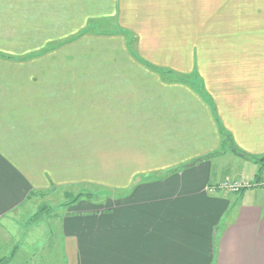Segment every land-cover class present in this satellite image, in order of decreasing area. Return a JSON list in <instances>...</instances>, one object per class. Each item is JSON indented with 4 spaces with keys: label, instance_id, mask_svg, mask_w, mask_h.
Instances as JSON below:
<instances>
[{
    "label": "crops",
    "instance_id": "crops-1",
    "mask_svg": "<svg viewBox=\"0 0 264 264\" xmlns=\"http://www.w3.org/2000/svg\"><path fill=\"white\" fill-rule=\"evenodd\" d=\"M262 159L264 0H0V240L95 185L65 264H264V187L208 193Z\"/></svg>",
    "mask_w": 264,
    "mask_h": 264
},
{
    "label": "rangeland",
    "instance_id": "rangeland-1",
    "mask_svg": "<svg viewBox=\"0 0 264 264\" xmlns=\"http://www.w3.org/2000/svg\"><path fill=\"white\" fill-rule=\"evenodd\" d=\"M111 28L113 27L110 22L105 25L101 22L95 23L90 27L93 32L110 31ZM127 40L133 51V46L134 48L136 47L135 39L128 38ZM118 194L115 189L112 190L95 185H79V187L70 189L54 188L49 193L43 194V199L37 200L36 203L38 202V204L33 205L28 210L29 213L20 215V221L16 223L19 231L16 230L7 239L0 240V264H65L62 250L63 235L59 233V219L63 217L64 212L80 199L90 200L98 205L102 202L106 203L107 201L115 200ZM33 213H36V215L32 216ZM31 216L33 217L32 219L30 218ZM28 218L30 219L28 220ZM21 230L25 231L24 235ZM31 230L33 231L32 237L27 233ZM38 244L39 246H37ZM15 246L17 248L13 249ZM22 250L21 255L23 256H19V254L16 262L15 260L12 261V254L16 255L18 251L21 252Z\"/></svg>",
    "mask_w": 264,
    "mask_h": 264
},
{
    "label": "built area",
    "instance_id": "built-area-1",
    "mask_svg": "<svg viewBox=\"0 0 264 264\" xmlns=\"http://www.w3.org/2000/svg\"><path fill=\"white\" fill-rule=\"evenodd\" d=\"M256 187H264V180L261 182H251L248 180L240 179L236 181H224L220 184L212 185L208 188L209 194H216L218 192H229L231 194H238L244 190Z\"/></svg>",
    "mask_w": 264,
    "mask_h": 264
},
{
    "label": "trees",
    "instance_id": "trees-1",
    "mask_svg": "<svg viewBox=\"0 0 264 264\" xmlns=\"http://www.w3.org/2000/svg\"><path fill=\"white\" fill-rule=\"evenodd\" d=\"M263 161H264V159H263Z\"/></svg>",
    "mask_w": 264,
    "mask_h": 264
}]
</instances>
